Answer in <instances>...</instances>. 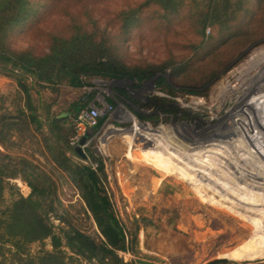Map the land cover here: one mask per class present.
<instances>
[{
	"label": "rangeland",
	"instance_id": "1",
	"mask_svg": "<svg viewBox=\"0 0 264 264\" xmlns=\"http://www.w3.org/2000/svg\"><path fill=\"white\" fill-rule=\"evenodd\" d=\"M32 1L37 6L38 0ZM39 1L45 5H39L35 13L30 15V18L35 15V25L32 26L33 21L29 20L22 26L13 38V46H33L37 52H42L49 49L48 32L68 25L70 11L77 16L83 15L85 19L89 18L85 15L88 11L104 26L132 0H90V11L80 3L63 1L59 13L54 10L51 14L50 1ZM188 1H194L191 7L198 11L209 0ZM262 17L264 13L258 4L247 13L246 28L239 26L230 33L218 26H207L204 39L196 31L191 19L177 17L164 25L144 17L132 27L121 43V51L128 65L151 64L157 67L152 75L143 79L85 76L82 87L67 84L34 86L32 94L45 120L44 132H36L32 124L27 131L14 132L10 150L2 145L0 149L17 156L30 157L44 164L47 169H52L54 177L61 182L59 193L62 201L52 221L56 225L66 226L67 223L60 221L57 216L67 214L70 221L68 225L72 224L98 239L101 237L99 228L79 188L67 173L55 166L44 136L49 135L51 142L56 140L48 129L46 110L50 108L51 113L59 116L67 113L70 124L76 127L70 144L75 148L81 145L85 156L71 151L68 154L79 163H93L94 166L97 163L92 161L91 153L102 158L105 165L102 176L118 215L129 228L136 222L140 225L138 252L120 251L124 264H207L219 258L229 259L220 264H245V261L264 260V147L261 148L262 143L259 144L261 147L258 145L261 127L256 126V122L262 124L264 117L251 119L253 110L249 104L241 106L248 98L246 93L250 84L248 94L257 86L252 82L264 72V22L259 23ZM118 27L116 25L112 30ZM257 28V34H254ZM244 29L249 33H245ZM222 31L227 32L221 35ZM216 56H222L223 63L217 61L206 67L208 70L202 71L206 63L204 61H212ZM212 68H215L214 72ZM194 69V75H189L188 71ZM2 71L0 68V115H15L25 106V100L19 97L18 82ZM31 81L28 79L29 83ZM82 101L85 105L79 112L90 104H95L101 111L96 126L89 127L77 121V113L72 107ZM230 107V111L236 115L232 116L231 112L230 117H226ZM228 117L232 120L231 129L225 134L214 131L209 134L202 131L199 134L203 139L215 140L208 141L201 151L220 145H226L224 148L230 151L225 157L216 160L211 175L214 180L216 178L219 182L227 183L225 196L214 194L215 200L218 197L220 200L216 203L212 197L213 202L232 215H225L226 212L222 211L209 212L211 204L205 202L199 205L198 201L189 199L194 192L198 194L200 186L196 182L198 177H191L194 172L179 178L162 175L156 169L150 170L145 166L148 163L146 151H157V147H154L156 143L161 152L168 151L194 129L213 126L214 122H220L218 125H221V121H226ZM169 135L171 143L167 144ZM219 136L222 138L220 142L215 139ZM82 137L85 139L80 144ZM154 138L159 141L156 142ZM191 139L197 140L195 137ZM226 139L231 145L225 144ZM250 141H256L254 143L258 152L247 149ZM195 145L199 148V144ZM244 150L247 153H242ZM195 151L197 149L190 151L188 148L186 153ZM187 177L190 182L185 179ZM30 191L23 179H8L5 204L12 202L19 193L27 195ZM226 193L233 197L230 199ZM191 203L199 207L194 209V204V207H190ZM43 247L53 248L50 238L44 244L32 243L30 253L37 254ZM64 248L71 254L69 248ZM5 253L10 255L8 250ZM73 264L95 263L80 258Z\"/></svg>",
	"mask_w": 264,
	"mask_h": 264
},
{
	"label": "trees",
	"instance_id": "2",
	"mask_svg": "<svg viewBox=\"0 0 264 264\" xmlns=\"http://www.w3.org/2000/svg\"><path fill=\"white\" fill-rule=\"evenodd\" d=\"M49 1L50 14L54 10L59 13L63 1L80 3L86 9L90 2ZM192 3L188 0H132L118 10L104 26L88 11L85 13L88 19L70 11L68 25L48 32L49 49L37 52L33 46L17 48L12 45V41L29 20L33 21L32 26L35 25V15L31 18L30 15L35 13L39 5L45 4L39 0L37 6L32 0H0V68L4 75L18 82L19 97L25 100V106L19 109L18 114L0 115V145L10 150L13 147L10 140L14 132L27 131L32 124L35 125L36 132H44L45 120L32 94L34 86L55 87L67 84L82 87L85 76L143 79L152 75L157 67L151 64L128 65L121 51V43L132 27L144 17L164 25L177 17L191 19L196 31L204 39L207 26H218L219 29L232 33L239 26L247 27V13L258 4L264 13V0H209L198 11L191 7ZM263 19L264 17L259 23L264 22ZM116 25H119L118 29L112 30ZM258 29L253 33L257 34ZM227 31L220 34L224 35ZM244 32L249 33L246 29ZM222 56L204 61L206 63L202 66V71L208 70L206 67L217 61L222 64ZM214 70L212 68L213 72ZM194 72L195 69L188 71V74L194 75ZM28 79H32L31 83ZM84 105L85 102H78L72 109L78 113ZM45 119L48 129L56 137L55 142H51V137L44 134L53 162L79 188L101 237L97 239L72 224L68 225L70 221L67 214L58 215L57 218L68 226L56 225L52 217L58 214L62 205L59 193L61 182L54 177L52 169H47L44 164L30 157L17 156L0 149V264H73L80 258L95 264H124L120 251L138 252L140 225L136 222L129 228L118 215L102 176L105 166L102 158L91 153L92 161L97 163L94 166L93 163H79L68 154L71 151L81 155L70 144L76 127L70 124L68 117L51 113L48 108ZM11 178L23 179L31 191L27 195L19 193L12 202L5 204V188ZM48 238L51 239V250L43 247L37 254L30 253L32 243L44 244ZM64 246L70 249L71 254ZM7 250L10 255L5 253ZM228 260L219 258L207 264H220ZM245 264H264V260L245 261Z\"/></svg>",
	"mask_w": 264,
	"mask_h": 264
},
{
	"label": "bare ground",
	"instance_id": "3",
	"mask_svg": "<svg viewBox=\"0 0 264 264\" xmlns=\"http://www.w3.org/2000/svg\"><path fill=\"white\" fill-rule=\"evenodd\" d=\"M251 81H252V79H251ZM252 83H255L257 86H256V88L254 89L253 92L248 94L249 89L251 87V84H250V86L247 89V93H246V97H248V98L245 100V102L241 106L245 107V105L248 106V104H249V108L253 110L252 114H251L252 115L251 119L256 120L258 118V116H260V118L264 117V108H263L264 107V72L261 74V76L258 78V80H256L255 82H252ZM260 87H262V89H260ZM231 108L232 107H230L227 110L226 117L231 115V112H232V110L230 111ZM262 110H263V112H262ZM258 112H259V114L256 115ZM232 114H233L232 116L236 115V113H233V112H232ZM229 117H228V119L226 121H223V122L221 121V125H218L220 122H218L216 124L214 122L213 126H210V127L202 126V129H200V130L194 129L191 133H189L190 135H188V137L187 136H183L182 141L179 144L174 145V148H171L168 151L161 152V149L157 146V143H156V145H154V147L155 146L157 147V148H155V149H157V151H154V150L146 151L145 158H147L148 163H146L147 165H145V166L149 167L150 170H155L156 169V171H158V173H160L162 175L175 176V177L178 176L179 178L180 177L183 178V176L186 177V174L187 175H191V172H194L193 175H191V177L194 176V175H195L194 177H198L196 182L199 183L200 186L198 187V185H197L198 194L193 191L194 195L192 197H189V199H191L192 201H196V202L198 201L199 205H201L202 203H205V202L211 204L212 206L210 205V207L208 208L209 212L215 211L216 213H220L222 211L224 213V212L228 211L226 209H223L222 207L217 206V204H215V202H213V200H212L214 198V201H216V203H217V200H220L219 199L220 196L221 197L225 196L224 193H225L226 189H224V188L227 186L226 182H222V181L219 182L216 178L214 180V178L212 176L213 175L212 172H214V171L212 169H213V165L216 162V160L221 159L222 156L225 157V154H227L230 151H228V150H226V148H224L226 145L224 147H222L220 145L217 148L214 147V146H211V147L209 146L211 149L207 148V150H206L204 148V150L201 151L200 149L202 147H206L204 145L208 141H210L212 139L214 140V138L207 139V138L204 137V139H203L202 136L199 134V132L203 131V132H208L207 134H209L210 132L214 131V132H217L220 135H221V132L225 134L226 133L225 131H228V129H231L232 120ZM251 119H250V121H251ZM248 124H249V122H248ZM256 124H257L256 125L257 127H261V130H260L261 132H259L260 133L259 137H261L260 138L261 141L258 143V145L262 143L263 146L262 147L260 145L259 146L263 149V147H264V144H263L264 143V121L262 122V124L261 123L259 124L257 122H256ZM255 129H256V127H255ZM257 129H260V128H257ZM230 134H231V132H230ZM168 137H169V139L166 140L167 144L171 143V141H170L171 136L169 135ZM194 137L197 140L191 139V138H194ZM229 137H231V136H229ZM146 139H148V138H146ZM215 139H218L217 140L218 142H220L222 140L221 136H219V138H215ZM227 139H226V143L225 144H230V143H228L229 141L227 142ZM154 140L157 142L158 138H154ZM228 140H230V139H228ZM148 141H153V140L152 139H150V140L148 139ZM257 141H259V140L257 139ZM153 142H150V143H153ZM186 142L188 144H185ZM254 142H256V141H250L249 142L250 146L249 147L247 146V149L248 148L249 149H253V150H255V152H258V148L255 146ZM193 143L199 144V148H197L196 145L193 144ZM209 145H211V144H209ZM212 145H213V143H212ZM230 145H228V146H230ZM185 147H188L190 151H192L193 149H197V151H195V153L194 152L193 153H190V152L186 153L188 148L185 150ZM242 153L245 154L247 152H246V150H244V152H242ZM183 163H184L185 166L182 165ZM208 166H209V168H211L212 171L208 170L209 168L208 169L206 168ZM205 168L209 172L207 170H204ZM187 169H190V170H187ZM184 170H186L185 173H183ZM216 170L218 171L217 168H216ZM188 171H190V173H188ZM185 179L189 180V182H190V179H188V177L185 178ZM192 181H194V180H192ZM228 186H229V183H228ZM195 188H196V186H195ZM193 189H194V187H193ZM184 192H186V191H184ZM214 194H217L219 196L217 200H215V196H213ZM228 194H230V193H228ZM228 194L226 193V196L230 197ZM187 197H188V195H187ZM231 197H233V196H231ZM231 197H230V199H231ZM194 203H191L190 207H194L195 206L194 209L196 208V206L199 207V205H196ZM192 204H194V206H192ZM224 214L225 215L226 214L232 215L230 212H226ZM258 214H260V213H258ZM252 221H255V220L252 219Z\"/></svg>",
	"mask_w": 264,
	"mask_h": 264
},
{
	"label": "built area",
	"instance_id": "4",
	"mask_svg": "<svg viewBox=\"0 0 264 264\" xmlns=\"http://www.w3.org/2000/svg\"><path fill=\"white\" fill-rule=\"evenodd\" d=\"M101 111L95 104L88 105L85 109L77 113V121L86 123L89 127H94L98 123Z\"/></svg>",
	"mask_w": 264,
	"mask_h": 264
},
{
	"label": "water",
	"instance_id": "5",
	"mask_svg": "<svg viewBox=\"0 0 264 264\" xmlns=\"http://www.w3.org/2000/svg\"><path fill=\"white\" fill-rule=\"evenodd\" d=\"M66 115H67V113H62V114L60 115V117H62V116H66ZM84 139H85V137H82V138H81V140H80V144H82V143L84 142ZM76 150H77L81 155L85 156V153L83 152V150H82V148H81V145H79L78 147H76Z\"/></svg>",
	"mask_w": 264,
	"mask_h": 264
}]
</instances>
